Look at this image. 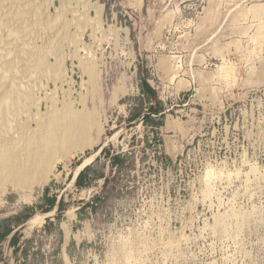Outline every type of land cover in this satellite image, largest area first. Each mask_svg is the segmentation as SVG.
Returning a JSON list of instances; mask_svg holds the SVG:
<instances>
[{
  "label": "rangeland",
  "instance_id": "obj_1",
  "mask_svg": "<svg viewBox=\"0 0 264 264\" xmlns=\"http://www.w3.org/2000/svg\"><path fill=\"white\" fill-rule=\"evenodd\" d=\"M22 1L16 15L43 20L59 47L47 53L0 20L2 120L9 99L33 93L43 112L50 98L69 103L89 142L48 182L0 188V222L43 203L47 187L64 203L16 228L0 264H264V0H62L58 17L61 0ZM155 99L161 124L128 120ZM104 147L125 154L121 166ZM85 161L92 185L77 188Z\"/></svg>",
  "mask_w": 264,
  "mask_h": 264
},
{
  "label": "bare ground",
  "instance_id": "obj_2",
  "mask_svg": "<svg viewBox=\"0 0 264 264\" xmlns=\"http://www.w3.org/2000/svg\"><path fill=\"white\" fill-rule=\"evenodd\" d=\"M15 1L16 0H4V1L0 0V8L2 7V9H0L1 22L7 25V27L12 30V32L16 37L23 39L26 38L29 41L40 39L46 45L47 53L55 52L56 54L58 52L59 46L55 45L56 41L54 43V41L51 40L52 38L50 40L48 39V36L45 34L47 32H43L45 28L43 27L42 24H40L43 20L41 21L39 20L38 22L36 18H34L31 15L29 18L27 17L30 20V22H27L28 19L25 20L23 16L18 17L17 15L20 11L14 9V6L12 5V3ZM27 3H29V1H27ZM50 4L51 2L48 5ZM64 5H65L64 1L61 0L60 7L55 6L56 17L61 16L60 15L61 10H63ZM44 9H46V7L41 6L38 9V11L42 13V11L44 12ZM97 9L99 8H96L95 10ZM97 13H98L97 15L99 16L100 14L99 11ZM55 21L56 20H52V18H49L48 19V22L50 24L49 26H52L55 23ZM75 38H76L75 36L74 38L72 36L71 41H74L78 45V43L81 42V37H79L78 39ZM52 48L55 51H52ZM4 50L2 52H4ZM4 55L5 57H7L6 56L7 53H4ZM38 58H36L37 60L36 62H38ZM40 60L42 61V59ZM7 61L8 59L4 62L7 63ZM10 62L8 64H10ZM64 62H65L64 57L60 58V60L58 61V65H57L58 72L53 75L54 77H56V79L59 76L67 75L63 67ZM15 64L16 63H14V66ZM93 65L94 64L92 65L87 64L84 68L86 69L85 71H87L90 76L89 81L91 83H95V80L97 78L96 73H98V72L95 73ZM14 66L13 68L10 66L12 68L10 70L16 68ZM22 77L24 76L22 75ZM17 82H19V80ZM25 83L27 82L25 81ZM13 85L14 84H12V86ZM21 92H22V87H21ZM6 99L7 97H0V100L3 101L0 102V111L2 105H5L4 102ZM13 100L14 101L11 102V100L9 99L10 103L8 102L9 103L8 107L10 110L11 117H6L4 118L3 121L2 114L0 115V188L8 185H11L14 188H18V187H22L24 189L31 188L36 183L48 182L52 174H54L58 163L67 161L69 158L77 154L79 150L83 151V149L86 147V145L89 142V140L85 137L87 130L84 129V127H82L81 124L78 123V120L80 119L79 115H77L76 111L72 109L69 103H63L62 108H58L56 106V102L52 98H50L48 101L50 100L52 101L51 110H49L48 112H43L41 110L42 102L44 100L45 101L47 100L46 97L43 96L36 97L35 95H33V93H31V94H24L22 96L17 95L16 97H13ZM2 122H4V127L2 125ZM32 123L35 124L34 127L31 126ZM85 163L86 161L81 166H83Z\"/></svg>",
  "mask_w": 264,
  "mask_h": 264
},
{
  "label": "trees",
  "instance_id": "obj_3",
  "mask_svg": "<svg viewBox=\"0 0 264 264\" xmlns=\"http://www.w3.org/2000/svg\"><path fill=\"white\" fill-rule=\"evenodd\" d=\"M162 105L163 104L161 100L155 99V102L148 107V110H146V112L145 111L143 112L141 109H138L137 107V111L131 114L128 117V120L134 121V122L142 120V121H146L151 124H161L162 123L161 119L163 117V114L161 112L164 109ZM109 153L110 152L108 151V149L104 147L102 148L100 155L101 154L106 155ZM109 157L111 158L110 164L116 165L117 167L121 166V164L125 160L124 153H112V154H109ZM91 169L92 167L88 165L80 171V173L78 174L75 180V186L77 188H85V187L92 185L93 177L90 175ZM48 191H49L48 187L44 189V194H43L44 202L43 203L36 204L33 206H25L22 212L16 214L15 216L9 219H6L0 222V245L11 233H13V231L16 228H19L20 226H22V224L26 220L32 217L36 209H39L41 210V212H44V213L51 211L55 206H58L59 209H62V206L64 204L63 200L60 199L59 201H57V197L55 195L49 196ZM93 199H96V197H94ZM83 208L84 207L80 208V211L83 210ZM60 213L58 214V216L60 215ZM7 221H14L16 225L11 226L9 223H7ZM47 222L51 223V220L49 219V217L47 219ZM16 243H17L16 238L12 239L10 242L12 246H15ZM0 259H1V251H0Z\"/></svg>",
  "mask_w": 264,
  "mask_h": 264
},
{
  "label": "clouds",
  "instance_id": "obj_4",
  "mask_svg": "<svg viewBox=\"0 0 264 264\" xmlns=\"http://www.w3.org/2000/svg\"><path fill=\"white\" fill-rule=\"evenodd\" d=\"M214 178H215L214 170L211 167L206 168L204 179L207 181L209 179H214Z\"/></svg>",
  "mask_w": 264,
  "mask_h": 264
},
{
  "label": "water",
  "instance_id": "obj_5",
  "mask_svg": "<svg viewBox=\"0 0 264 264\" xmlns=\"http://www.w3.org/2000/svg\"><path fill=\"white\" fill-rule=\"evenodd\" d=\"M86 166H87V164H84L83 166H80L79 170H77V172L75 173V175H74V177H73V180H74V181L76 180V178H77L78 174L80 173V171H81L82 169H84Z\"/></svg>",
  "mask_w": 264,
  "mask_h": 264
}]
</instances>
